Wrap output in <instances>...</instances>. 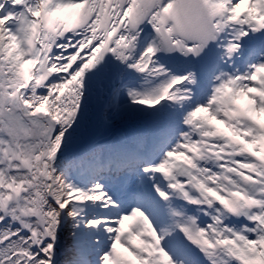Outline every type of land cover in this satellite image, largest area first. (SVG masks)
I'll return each mask as SVG.
<instances>
[{
  "label": "snow or ice",
  "instance_id": "6c2138e0",
  "mask_svg": "<svg viewBox=\"0 0 264 264\" xmlns=\"http://www.w3.org/2000/svg\"><path fill=\"white\" fill-rule=\"evenodd\" d=\"M0 264H264V0H0Z\"/></svg>",
  "mask_w": 264,
  "mask_h": 264
}]
</instances>
